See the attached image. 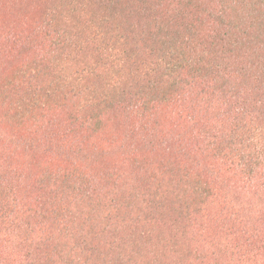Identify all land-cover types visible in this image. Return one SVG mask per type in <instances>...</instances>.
Returning a JSON list of instances; mask_svg holds the SVG:
<instances>
[{"label": "rangeland", "instance_id": "1", "mask_svg": "<svg viewBox=\"0 0 264 264\" xmlns=\"http://www.w3.org/2000/svg\"><path fill=\"white\" fill-rule=\"evenodd\" d=\"M85 1L0 0V196L22 204L0 223V264H264V187L222 156L234 121L215 71L199 66L222 60L220 47L206 57L199 46L214 31L212 8L180 2V13H163L161 36L112 31L102 44L89 41L99 28L123 29V18ZM251 44L248 55L263 46L258 33ZM131 65L174 68L197 86L168 87L162 75L144 83ZM246 67L232 59L222 75L241 101L258 97V68ZM248 123L233 139L263 147L264 122ZM47 133L59 153L20 145ZM55 210L69 211L86 243L42 215Z\"/></svg>", "mask_w": 264, "mask_h": 264}, {"label": "trees", "instance_id": "2", "mask_svg": "<svg viewBox=\"0 0 264 264\" xmlns=\"http://www.w3.org/2000/svg\"><path fill=\"white\" fill-rule=\"evenodd\" d=\"M188 1V3L192 0H174V4H171V9L163 10L165 6V0H86L85 5L94 2V5H100L106 9L112 10L114 14L118 15V17L123 18L121 25H124V28L121 29L119 26L115 27L112 25L111 31H101L100 28L94 34L93 38L89 41L91 43L96 42L98 39L102 42L105 41V38L110 39L111 32L115 34L113 39H119L121 34L124 33V38L132 36L133 31L142 30L148 31L152 34V36H161L163 33V13L174 14L178 13L177 6L180 2L184 3ZM197 2L200 6L202 2L205 6H210L213 11H209L206 14V17L211 22L212 28L214 31L207 33V36L199 43V46L202 47L201 50L205 52V56L207 57L212 46H216L215 48L220 47L222 52V60L217 65L206 64L199 65L202 63V59L195 63L193 58V64H198L199 66L207 69L209 71H215L214 73V81L219 85L218 92H222V98L225 103V108L222 110V114L230 115L233 119L232 127L226 133V138L224 139V150L223 157L226 159H230L233 163L236 164L239 172L242 176H247L249 180L253 182L254 185L258 187H264V146L258 148L245 149L240 146L239 142H236L233 137L236 132L243 129L248 125L250 120H258L264 122V0H193ZM199 1V2H198ZM197 4V5H198ZM201 7V6H200ZM233 10L234 13H237V21L229 20L228 16L225 14L226 12ZM123 13V15L121 14ZM180 13V12H179ZM104 18L100 21L102 24ZM243 23L244 29L243 39L244 42H241L242 38H237V25ZM258 28V31L257 29ZM247 29V30H246ZM258 33V44L260 40L263 41V46L258 47V50L254 51L252 55H248L247 48L243 45L249 44L251 48L255 49L251 44L254 39L257 37ZM190 35V34H189ZM164 39L167 41V36L164 35ZM179 47L184 49L185 40L180 38ZM164 41L163 43H165ZM63 42L67 45L66 41ZM87 42V44H89ZM82 46H85V41H80ZM102 49L100 53H106L107 49L104 46H101ZM195 49V48H194ZM241 51V54L238 55L235 51ZM115 55L121 53L119 49L113 50ZM215 52H213L214 54ZM160 50L156 49L153 57L159 56ZM113 57V54L108 53V58ZM168 58V64L171 62L174 67H177V64L171 61V59L178 60V57H173L171 53L169 56L166 54ZM232 59H241L242 62L247 66L244 70H247L249 66H254L258 68V97H256L252 92L248 95L247 98H244L241 101L240 91L232 90V87L228 88L223 82V76L227 75V68L230 66ZM197 60V59H196ZM132 66V65H131ZM167 66V65H166ZM110 67V65H109ZM137 78L144 83L153 82L157 76L162 75L163 84L165 86L170 87H178V86H186V89H191L194 86H197L193 82V80L188 77L182 78L179 77L178 73L174 68H169V76L165 75V73L161 69L152 68L151 66L147 68H143L138 70V67L132 66ZM143 70V71H142ZM146 79V80H145ZM235 99V100H234ZM51 133H47L44 138L36 139L29 141L26 140L23 142L21 146L27 147L29 152H35L38 148H45L44 145L47 146V152H55L59 153V150L54 146L48 148V143L51 140ZM226 142L229 144L228 147ZM160 143L164 144L163 140H160ZM229 148V149H228ZM258 176V177H256ZM7 176L4 174H0V187L1 184L6 183ZM205 191L208 189L205 188ZM155 194H152V197ZM7 196H0V223L5 226V223L11 217L15 204L18 206H22V204L15 201V204L11 201L7 200ZM14 201V200H13ZM14 204V205H13ZM67 215L69 213L66 210ZM34 215V214H33ZM35 215L38 216V212H35ZM44 218L53 221L55 226L62 228L68 231L71 235L76 237L75 244L80 245L81 243H86V239L88 237L84 236V234L79 233L78 225H72L67 220V215L63 218H60L61 211H53L48 214H44L42 212ZM34 218H36L34 216ZM91 242L89 246H92ZM109 249H112L114 243L111 245L107 244ZM76 250H80V247H77ZM108 263V262H106ZM80 264H85L80 262ZM103 264V263H102Z\"/></svg>", "mask_w": 264, "mask_h": 264}]
</instances>
